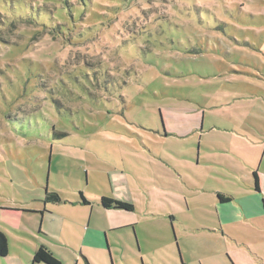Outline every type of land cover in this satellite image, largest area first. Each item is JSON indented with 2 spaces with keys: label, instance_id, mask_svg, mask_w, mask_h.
<instances>
[{
  "label": "rangeland",
  "instance_id": "obj_1",
  "mask_svg": "<svg viewBox=\"0 0 264 264\" xmlns=\"http://www.w3.org/2000/svg\"><path fill=\"white\" fill-rule=\"evenodd\" d=\"M263 158L264 0H0V205L118 199L153 242Z\"/></svg>",
  "mask_w": 264,
  "mask_h": 264
},
{
  "label": "crops",
  "instance_id": "obj_2",
  "mask_svg": "<svg viewBox=\"0 0 264 264\" xmlns=\"http://www.w3.org/2000/svg\"><path fill=\"white\" fill-rule=\"evenodd\" d=\"M241 164L245 172L214 175L213 182L207 176L201 181L211 188L197 186L195 191L213 198L203 206L211 217L195 220L189 229L184 220L172 218L171 227L160 230L163 236L155 240L161 246L157 257L151 246L155 241L126 218L136 208L106 209L100 202L96 206L81 200L47 203L46 194L23 203L8 199L7 205H0V231L8 241V254L0 256V264H33L42 246L62 264H191L178 249L184 258V241L195 234L205 239L192 247L201 252V264H264V158L256 164ZM219 195L230 201L220 202Z\"/></svg>",
  "mask_w": 264,
  "mask_h": 264
},
{
  "label": "trees",
  "instance_id": "obj_3",
  "mask_svg": "<svg viewBox=\"0 0 264 264\" xmlns=\"http://www.w3.org/2000/svg\"><path fill=\"white\" fill-rule=\"evenodd\" d=\"M256 188L259 189L258 178L255 174ZM220 202L226 203L230 199L219 195ZM45 201L47 203H61L63 200L57 193H50L47 191ZM82 203L89 204V202L82 196ZM101 205L106 209H118L125 211H133L134 206L125 201L112 199L109 197H103L101 199ZM8 254V241L6 235L0 231V256L5 257ZM62 264L48 249L40 247L33 257V264Z\"/></svg>",
  "mask_w": 264,
  "mask_h": 264
}]
</instances>
